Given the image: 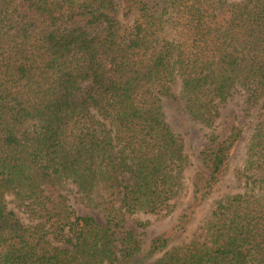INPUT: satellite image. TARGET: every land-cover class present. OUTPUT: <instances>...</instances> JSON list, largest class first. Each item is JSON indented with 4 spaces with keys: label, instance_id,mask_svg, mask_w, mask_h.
Segmentation results:
<instances>
[{
    "label": "trees",
    "instance_id": "1",
    "mask_svg": "<svg viewBox=\"0 0 264 264\" xmlns=\"http://www.w3.org/2000/svg\"><path fill=\"white\" fill-rule=\"evenodd\" d=\"M122 5L132 25L117 0H0V264H133L141 252L144 264H264V0ZM235 96L258 118L237 169L245 191L215 201L189 242L173 244L176 225L145 247L125 217L172 213L190 167L165 103L213 128ZM242 135L212 132L195 196L219 185ZM72 193L105 223L78 215Z\"/></svg>",
    "mask_w": 264,
    "mask_h": 264
},
{
    "label": "rangeland",
    "instance_id": "2",
    "mask_svg": "<svg viewBox=\"0 0 264 264\" xmlns=\"http://www.w3.org/2000/svg\"><path fill=\"white\" fill-rule=\"evenodd\" d=\"M117 5L121 23L132 25L137 12L123 16L122 0H117ZM244 107V98L235 96L221 106L222 116L213 128H209L192 120L181 106L176 107L171 105L170 102L165 103L164 109L167 121L174 132L180 134L185 140V153L189 159L190 167L187 170L184 191L180 198L173 201L174 209L172 213L167 216L137 213L125 217V229L133 233L134 237L145 247L155 237L166 233L176 225H178L180 231H183V234L173 244L180 245L189 242L199 233L196 230L201 225L203 219L209 214L215 201L245 191L243 183L238 181L236 177L237 169L242 167L245 162L246 143L254 132L258 118L257 113H253V116H247L244 112ZM234 124L242 128L243 135L232 152L228 172L209 195L204 198L195 196L192 189V179L202 168L201 151L208 145L209 137L214 130L218 137L223 140L229 134L230 127ZM6 201L8 209L13 211L24 224L31 223L29 217L17 207L12 196H8ZM69 204L78 215L91 216L99 223H105L103 215L98 210L84 206L77 200L74 193L69 195ZM59 246L63 245L59 244ZM172 247L168 246L169 249ZM142 253L136 257L137 263L134 262L133 264H144L140 262V257H143ZM159 256L161 255H157L149 261H153Z\"/></svg>",
    "mask_w": 264,
    "mask_h": 264
}]
</instances>
